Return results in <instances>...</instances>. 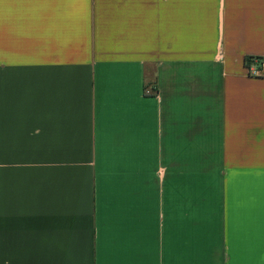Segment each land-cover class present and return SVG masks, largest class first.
<instances>
[{
    "label": "crops",
    "instance_id": "0c3cea01",
    "mask_svg": "<svg viewBox=\"0 0 264 264\" xmlns=\"http://www.w3.org/2000/svg\"><path fill=\"white\" fill-rule=\"evenodd\" d=\"M0 259L264 264V0H0Z\"/></svg>",
    "mask_w": 264,
    "mask_h": 264
},
{
    "label": "trees",
    "instance_id": "16d2710c",
    "mask_svg": "<svg viewBox=\"0 0 264 264\" xmlns=\"http://www.w3.org/2000/svg\"><path fill=\"white\" fill-rule=\"evenodd\" d=\"M255 61H257V59H255V58H247L246 59L247 64H253Z\"/></svg>",
    "mask_w": 264,
    "mask_h": 264
},
{
    "label": "built area",
    "instance_id": "2783aa9c",
    "mask_svg": "<svg viewBox=\"0 0 264 264\" xmlns=\"http://www.w3.org/2000/svg\"><path fill=\"white\" fill-rule=\"evenodd\" d=\"M250 74L253 76H257V69H250Z\"/></svg>",
    "mask_w": 264,
    "mask_h": 264
},
{
    "label": "rangeland",
    "instance_id": "374dc122",
    "mask_svg": "<svg viewBox=\"0 0 264 264\" xmlns=\"http://www.w3.org/2000/svg\"><path fill=\"white\" fill-rule=\"evenodd\" d=\"M0 261H1V259H0Z\"/></svg>",
    "mask_w": 264,
    "mask_h": 264
}]
</instances>
